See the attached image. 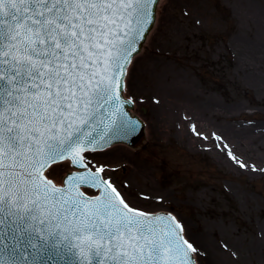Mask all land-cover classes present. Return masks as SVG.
<instances>
[{
  "label": "snow or ice",
  "instance_id": "snow-or-ice-1",
  "mask_svg": "<svg viewBox=\"0 0 264 264\" xmlns=\"http://www.w3.org/2000/svg\"><path fill=\"white\" fill-rule=\"evenodd\" d=\"M153 3L0 0V212L38 222L0 241L10 249L0 264H42L57 231L88 242L89 255L77 244L81 264H92L93 246L98 264H199L182 222L132 204L95 157L102 142L138 131L123 77Z\"/></svg>",
  "mask_w": 264,
  "mask_h": 264
},
{
  "label": "rangeland",
  "instance_id": "rangeland-1",
  "mask_svg": "<svg viewBox=\"0 0 264 264\" xmlns=\"http://www.w3.org/2000/svg\"><path fill=\"white\" fill-rule=\"evenodd\" d=\"M159 4L125 91L148 143L95 157L132 204L177 213L199 264H264V0Z\"/></svg>",
  "mask_w": 264,
  "mask_h": 264
},
{
  "label": "water",
  "instance_id": "water-1",
  "mask_svg": "<svg viewBox=\"0 0 264 264\" xmlns=\"http://www.w3.org/2000/svg\"><path fill=\"white\" fill-rule=\"evenodd\" d=\"M158 2H159V0H158ZM156 7H157V3H153L149 6L150 13L152 16V23L149 27V30L145 33L144 38L142 40L136 41L137 51L134 53V56L140 52L142 45L145 42V39L147 37V34L149 33V31L153 27L152 24H154V20H155ZM133 24H134V21H133ZM146 27H148V26H146ZM129 63L127 64V66L129 65ZM127 66L124 69V77L126 74ZM123 80H124V78H123ZM132 107L133 106H132L131 102L124 104V111L126 113L130 114L132 117H134L137 121H139L138 131L135 134V136L132 137L131 139H128V140H121L118 137H113V138L109 139L107 143L102 142V147L98 148L97 150L100 151V150H102L108 146L110 147V145H112L114 143H119V142L125 143L134 149H138V148L142 147V145L145 142L144 125L140 121V119H138L137 117L133 116L130 113L129 109H132ZM141 209H143V208H141ZM144 209L149 210V211L155 210V212L164 211V210L169 211V212H172L174 214V216L179 220L177 213L174 212L173 210H171L170 208H168L167 206H161V207H156V208H144ZM8 212H9V209L7 207H5L3 212H0V221H2V223H0V241H3V244H9L10 243L11 238L17 234V232L14 230H23V229H27L29 226H32V227L38 226V222L30 221L27 218L26 214H24L22 212L16 213L15 215H11V216L8 215ZM157 215H166V216L172 217L171 215L165 214V213L164 214L161 213V214H157ZM154 216H153V218H154ZM28 234L29 233L27 231L23 232V235L25 237H27ZM45 235L47 236V233H45ZM184 235H185V233H184ZM33 238H35V237H33ZM77 244H80L82 247H84V249H85L84 254L85 255H89L88 242L87 241H77V240H75V238H73L71 236L68 239H63L61 237L59 231H57L56 234L49 237L47 239L46 243L44 244L45 251L42 254L44 257L42 264H44V262H46V264H81L80 248L77 247ZM53 245H58V247H53ZM2 247L3 246L0 245V248H2ZM9 251H10V249L0 251V261L7 258ZM91 259H92V264H98V262L101 259H103L102 256H97L95 254L94 246H93V250L91 251Z\"/></svg>",
  "mask_w": 264,
  "mask_h": 264
},
{
  "label": "bare ground",
  "instance_id": "bare-ground-1",
  "mask_svg": "<svg viewBox=\"0 0 264 264\" xmlns=\"http://www.w3.org/2000/svg\"><path fill=\"white\" fill-rule=\"evenodd\" d=\"M264 14V13H263ZM263 19V18H262ZM264 20V19H263ZM263 29H264V25H263Z\"/></svg>",
  "mask_w": 264,
  "mask_h": 264
}]
</instances>
